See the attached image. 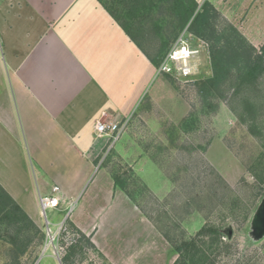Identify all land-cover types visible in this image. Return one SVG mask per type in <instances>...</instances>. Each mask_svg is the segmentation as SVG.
<instances>
[{
    "label": "crops",
    "instance_id": "crops-1",
    "mask_svg": "<svg viewBox=\"0 0 264 264\" xmlns=\"http://www.w3.org/2000/svg\"><path fill=\"white\" fill-rule=\"evenodd\" d=\"M121 1L0 0V185L37 226L41 198L65 211L87 197L68 220L108 263L162 264L165 237L110 173L94 176L105 145L96 123L128 119L156 75L115 19ZM208 2L264 45V0Z\"/></svg>",
    "mask_w": 264,
    "mask_h": 264
},
{
    "label": "rangeland",
    "instance_id": "rangeland-1",
    "mask_svg": "<svg viewBox=\"0 0 264 264\" xmlns=\"http://www.w3.org/2000/svg\"><path fill=\"white\" fill-rule=\"evenodd\" d=\"M122 22L130 25L151 55L164 42L172 45L174 33L183 31H178L168 8L164 14L145 13L132 25L126 19ZM216 27L227 29L222 20ZM206 42L210 55L213 42ZM210 77V58L205 56L197 79ZM194 82L155 75L129 118L119 122L124 126L119 139L101 140L105 145L94 176L110 173L155 229L168 236L169 253L158 249L162 264L177 260L173 243L189 240L207 223L220 227L223 240L231 245L227 254L213 258L215 264H264V182L249 172L264 165V138L261 143L228 108L224 101L228 92L204 100ZM78 204L65 211L48 209L46 218L42 214L38 226L45 235L42 245L34 241L27 249L23 242L14 246V231L2 227L0 264L61 263L71 245L64 239L51 240L46 219L55 233L57 224L68 220ZM136 224L137 238H144L143 228ZM84 251L75 254L74 264H110L100 252Z\"/></svg>",
    "mask_w": 264,
    "mask_h": 264
},
{
    "label": "trees",
    "instance_id": "trees-1",
    "mask_svg": "<svg viewBox=\"0 0 264 264\" xmlns=\"http://www.w3.org/2000/svg\"><path fill=\"white\" fill-rule=\"evenodd\" d=\"M124 17L115 19L137 47L147 56L155 68H158L171 45L164 42L162 47L155 49L154 54L148 53L137 36L129 28L145 13L151 14L164 9L172 11L178 31H182L189 24V31L203 40H212L210 47V63L212 77L199 78L195 85L204 100L217 98L221 92L225 95V103L239 121L249 126L250 132L262 143L264 138V45L257 49L251 45L239 30L228 22L210 2H205L200 8L196 0H122ZM114 16V11L109 9ZM225 22L227 29H217V21ZM179 35L174 33V40ZM264 146V144H263ZM253 176L264 182V165L261 163L256 169L250 168ZM115 179V178H114ZM115 184L118 185L117 179ZM132 199L129 192L125 191ZM69 228L78 235L61 259L62 264H74L76 253H84L85 249L99 253L91 237L76 229L67 220ZM14 231L11 243L19 246L25 243L27 249L31 242L42 245L45 235L33 222L20 205L0 185V229ZM165 239L168 236L164 234ZM2 236L0 234V240ZM169 241V240H168ZM178 255L174 264H215L213 258L227 254L231 245L223 240L220 227L207 223L192 238L180 244H172ZM21 253L25 252L20 251Z\"/></svg>",
    "mask_w": 264,
    "mask_h": 264
},
{
    "label": "built area",
    "instance_id": "built-area-1",
    "mask_svg": "<svg viewBox=\"0 0 264 264\" xmlns=\"http://www.w3.org/2000/svg\"><path fill=\"white\" fill-rule=\"evenodd\" d=\"M199 8L207 0H196ZM209 45L208 43L195 36L189 31V26L186 27L173 42L170 49L162 59L159 67L156 69V75L169 76L179 81L191 82L197 80L200 75L202 59L206 56L209 60ZM124 129L119 123L98 121L95 126V133L98 138H109L114 142L117 141ZM58 187H54L53 192L57 193ZM40 205L43 216L46 218L48 209H58L60 199L56 196L43 197L40 199ZM46 228L49 235L53 234L51 240L58 241L64 239L68 241V245H72L78 239L68 226L67 219L57 224V229L54 232L50 229V222L46 219Z\"/></svg>",
    "mask_w": 264,
    "mask_h": 264
}]
</instances>
